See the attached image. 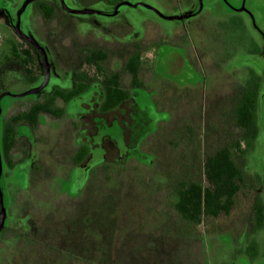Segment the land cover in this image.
<instances>
[{"label":"rangeland","instance_id":"obj_1","mask_svg":"<svg viewBox=\"0 0 264 264\" xmlns=\"http://www.w3.org/2000/svg\"><path fill=\"white\" fill-rule=\"evenodd\" d=\"M22 1L9 0V3L16 11ZM149 1L156 3L165 11L173 12L175 8L174 5L166 3L168 0ZM232 1H237L239 4L240 0ZM248 6L256 15L258 23L264 26V0H248ZM27 13L29 24L33 25L35 22L36 28L32 27L34 32L40 31L39 34L46 39L42 41L52 56L56 72H59L57 69L59 64L61 68H66L65 63L61 61L62 50L57 44V40L62 39L60 33L64 34L62 32L64 28L59 27L57 21L53 22L57 25L54 26L55 28L51 24L43 23L32 15L31 8ZM211 13L212 17L207 21L212 26L211 29L219 32L216 40L218 44L214 48L210 45L212 42L210 31L205 28L201 29L198 26V29L197 25L187 28L184 33L185 43L174 45L173 39L179 37L154 31L153 23L148 17L132 11L127 15L142 30L143 34L139 40L142 49L155 46L164 39L171 40L170 43H161V46L145 54L148 60L153 62H150L151 65L157 63L152 71L153 80L162 83L160 86L158 83L153 84L152 89L158 91L160 95L156 97L155 102L150 103L151 116L154 118L153 128L157 125L158 130L154 136L141 144L140 153L144 156L138 161L134 159L127 162L116 179L110 175L112 180L105 186L94 185L91 191L93 195L89 198L82 195L75 203L68 197L55 196L52 191L54 185L49 179L53 174L51 170L54 164L53 151L56 150L54 138L49 137L48 143L43 148L45 153L42 155L39 150L41 146L39 133L34 132L29 126L22 127L20 135L22 138L25 137L27 145L25 147L19 143L18 149L28 153L23 170L27 171L40 159H43L44 168L40 172L43 182L26 187L19 183L17 172L4 170L1 185L5 193L3 200L8 215L5 239L9 244L6 246L8 250L5 253L9 254L8 258H14V264L98 263L99 253L103 251L99 250V252L95 248L91 253L90 249L80 250L71 246L72 243L83 244L87 240L90 248L91 246L94 248L102 240L101 234L97 233L98 230L95 231L96 233L94 229L81 231L82 234L77 230L79 223L74 221H77L85 203L100 206V213L105 218H102V225H104L102 226L104 227L102 242L106 241V245L103 243V249L105 251V247L111 248L105 251L104 257L107 264H202L204 259L207 264H264V223L261 227H257L253 216L257 206L264 209L262 181L264 108L261 119L263 131L257 133L253 147L243 159L242 170L247 187L243 194L238 196L230 216L204 219L199 225L190 226L180 221L174 208L175 193L179 185L203 182L205 154L229 144L230 134L237 135L231 123V110L235 108L236 99L240 98L242 90L247 89L252 80L251 70L245 60L253 49L255 37L248 25L233 21L235 17L231 14L233 12L222 4ZM229 20L230 27H228ZM120 23L115 26L107 24L106 29L88 27V25H77V28L81 29L82 35L90 34L91 36L88 35V37L99 39L98 42H101L100 37H103L102 34L107 35V30L112 31L114 35H119L120 32L124 34L131 29L126 23ZM51 31L53 34H58L57 38L48 34ZM200 38L204 42H201ZM228 39H230V86H228L227 74L218 75L216 80L218 83L214 85L211 82L213 75L211 76L207 71L204 74L200 68L201 63L209 64V60L200 53L206 49L213 51V59L218 60L220 66L222 63L225 66ZM107 42V47L111 49L110 54L113 55L111 64L120 68L125 59L113 52L118 49L117 42L114 40ZM19 45L29 47L14 31L6 15L0 13V63L4 56L11 53L14 46ZM183 53L190 58L192 68L180 72L178 61ZM199 55H202V60L198 59ZM37 60L40 64L38 57ZM17 74H14L13 68L9 76L11 75V79L15 80ZM183 86L187 88L184 89ZM10 90L14 94L24 92L22 87H12ZM27 98L30 97L27 96ZM150 100L152 101V96ZM23 101L24 98L15 99L6 96L2 102L6 105H15ZM25 105L28 106L29 103ZM158 109L165 111L158 114ZM122 110L123 118L127 119L130 109L124 106ZM47 127L48 132L50 121L47 122ZM32 136L35 138L30 143ZM149 158L153 159L151 166L146 164ZM107 160L113 161L114 157L109 156ZM125 160L124 157L121 161L125 162ZM165 169L171 177L175 178L169 184H163L160 179ZM43 178H47L45 183ZM44 210L47 213H60L69 218L68 232H66V225L64 227L59 225L55 230L63 236L61 241L71 244L67 248L68 253L80 254L79 261L69 259L68 262L63 259L66 258L63 250L60 252L51 247L45 248L38 245H31L25 255L19 256L20 248L24 243L39 237L43 241H50L49 234L41 235L35 229L39 225V220L35 218L38 213H41L40 211ZM98 224L94 227H99L100 224ZM82 257H85V262ZM0 258H5V255H0Z\"/></svg>","mask_w":264,"mask_h":264},{"label":"flooded vegetation","instance_id":"obj_2","mask_svg":"<svg viewBox=\"0 0 264 264\" xmlns=\"http://www.w3.org/2000/svg\"><path fill=\"white\" fill-rule=\"evenodd\" d=\"M24 1L25 0H23L21 5L14 11L9 0H0V13L6 15L12 27L15 26L19 19V29L21 33L25 36H32L38 44L45 49L50 64V73L46 86L36 94L27 95L30 97L29 99L27 96L21 97L24 98L22 103L15 105L3 104V98L6 96L15 99L18 98L9 95L4 96L0 100V155L2 162L0 189L3 196L5 193L1 181L3 180L2 177L4 176L5 169L17 172L19 183L24 185V187L30 184H40L42 181L40 172L44 168L43 159L31 165L27 171L26 169L23 170V164L28 155L24 150L18 149L19 143L25 147L27 145L25 137L22 138L20 135V130L23 126H29L34 132L39 133L41 144L39 150L42 155L45 153L43 148L48 143L49 137L53 136L56 150L53 151L54 167L52 166L51 169L53 170V174L52 177H49L54 185L52 191H54L55 196L68 197L75 203L82 195H86L88 198L92 196L93 194H91V191L94 185L98 184L105 186L112 180L110 179L111 177H109L110 175L114 176V179H116L120 170L124 169V165H126L127 162L134 159L138 161L140 157L144 156L140 153L141 144L148 138L154 136L158 130L157 125L153 128L154 118L151 116L152 111L150 109V103L155 102L156 97L159 96L160 93L152 89V86L155 83H158V86L162 84L160 82H155L152 78V71L156 68L157 63L151 65L150 62L152 61L148 60L145 54L161 46V43H170L171 40L164 39L156 43L155 46L152 45L146 49H142L141 44H139L140 37L143 34L142 30L138 27L139 25L137 23H134L133 20L127 17L131 11L141 13L148 17L153 23L154 31H161L163 35L167 36L173 34L179 37L178 39H173L172 42H174V45L185 43L184 33L186 29L193 25H197L198 29L200 27L201 29L205 28V30L210 31V39L212 40L210 45L214 48L215 45L218 44L216 40L218 37L217 33L219 32L215 29H211L212 26L207 20L212 17L211 12L221 4L226 9L233 12L231 13L233 16L237 17H234L232 19L233 21H238L241 25L244 23L247 24L255 37L253 49L250 51L248 59L245 60L251 70L250 78L252 79L247 89L254 81H257V126L258 132L262 133L261 119L264 108V26L258 23L256 15L248 6V0H240L239 4H237V1L232 0H168L166 3L172 6L174 5L175 7L174 10L176 11L173 10V12L165 11L159 5L149 0H120L115 4L109 3L107 0H63L70 12L63 9L61 0H38L29 3L25 10L18 16V12ZM39 1H45L47 6L54 7V15L50 19L47 20L43 17L40 6L37 5ZM30 8L32 15L39 18L43 23L51 24L52 27L58 25L64 28L62 30L64 34L60 33V35H62L60 38L62 39H60V41L57 40V44L62 50L61 61L64 62V66L67 67L61 68L60 64L57 65L59 72H56L52 56L45 43L42 41V39L45 41L46 39L39 34L40 31L34 32L33 28H36L34 26L35 22L33 25L31 23L29 24L27 12ZM54 21H57L59 24L54 25ZM120 22L126 23L131 29L124 34L120 32L119 35H114L112 31L110 32L107 30V35L102 34L103 37H100L101 42H98L100 41L99 39L88 37L90 34L82 35L80 32L81 29L77 28V25H88V27L106 29L105 25L110 24L115 26L121 24ZM228 27H230V20ZM57 28L58 27H56V29ZM199 32L198 30V34L200 35ZM48 34L51 37L55 36L54 38L58 36L57 33L53 34L52 31ZM21 39L26 42L29 47L19 45L17 46V48H19V56L16 54L13 55L11 51L9 55L4 56L1 60L0 95L4 93L19 95L12 93L10 89L12 87H22L24 89L23 93H25L33 88H38L44 81V73L41 67L42 59L40 55L28 41L22 37ZM200 39L201 42H204L202 38ZM108 40L117 42L118 49L113 52L115 55H121L125 59L120 68L111 64L113 55L111 56V49L107 47L106 43H108ZM228 40L226 51L227 64L225 66H223V63L220 66L218 60L215 61L213 59V51L206 49L202 50L200 53L209 60V64L201 63L200 68L204 74L207 71L211 76L213 75L211 77V82L214 85L218 83L216 81L218 75L227 74V82L229 84L228 86H230V39ZM26 48L30 49L31 54L34 56V60H27L23 51ZM202 55H199L198 59L202 60ZM37 57L40 60V64L38 63ZM178 63L180 72L184 69L189 70L192 68L191 60L185 53L179 57ZM13 68L14 74L16 75L18 73L17 79L15 80L11 79V75L9 76ZM148 76L149 78H147ZM183 88L186 89L187 87L183 86ZM151 96L152 101L150 100ZM26 103H29V105H25ZM45 104L50 105L51 113L39 112L36 124L33 125L25 120H20L15 124L16 147L9 153L7 158L4 157L1 138L8 134L11 118L18 113L21 114L27 111L33 105ZM107 104L112 105V107L106 108ZM124 106H128L130 109V113L127 114V119L123 118L122 108ZM164 111L158 109V114L161 112L164 113ZM48 121H50V130L47 132ZM159 121L163 122L165 120ZM34 138L35 136H32L30 143H32ZM133 139H135V141ZM211 153H213V151L206 154ZM109 156H113L114 160L108 161L107 159ZM124 157L126 160L122 162L121 160ZM205 157L203 159V165ZM149 159L150 160L147 161L146 164L151 166L153 159ZM11 162H13V166L10 165ZM141 163L145 164V162L142 161ZM203 178V182L181 184L176 189V202L174 208L177 213H180L176 209L178 192L191 184L206 185L204 172ZM46 179L47 178H43L44 183ZM160 179L163 184H169L170 181L175 180L166 169ZM262 181L264 183V172H262ZM61 187L65 189L63 190ZM45 195L46 194H44V196ZM84 206L77 221H74L79 223L77 230L81 234V231L85 230L94 229V233L98 230L97 233L101 234L100 237L103 240L102 233L104 227L102 226L104 225H102V220L105 218L100 213L101 207L93 204L86 205V203ZM40 212L41 213H38V216L35 218L39 220V225L35 229L38 230L41 235L49 234L51 239L46 242L39 237L34 241L24 243L20 248L19 256L25 255L31 245H38L45 248L51 247L60 252L63 250L66 254V258H63L64 260L68 261L70 259L79 261L81 259L79 256L80 254L68 253L67 248L71 244L61 241L63 236L55 230L59 225H63V227L66 225V232H68V222L70 223L69 218L60 213H47L45 210ZM255 215L256 213H253L254 217ZM220 216L229 217L230 209L227 215L221 214L216 218H203L202 221L204 219H218ZM179 218L180 221H184L190 226L193 225L180 216ZM7 220L8 215L6 216L4 228L0 232V240H2L0 242V255H5V258H0V262L3 261L4 264H14V258H8L9 254L5 253L8 250L6 246L9 245L5 239L7 233ZM255 223L257 225L256 219ZM263 223L264 213L263 222L259 226L257 225V227H261ZM95 224H98L99 227H94ZM105 234L107 233L105 232ZM52 238L54 239L52 240ZM102 240L96 247L94 246V248H92V246L90 248L87 240H85L83 244L72 243L71 246H75L80 250L90 249L89 251L91 253L95 248L98 251H103L99 253L100 259L98 263L94 264H107V260L104 257L106 254L105 251L111 248L107 249L108 247H105L104 251L103 243L106 245V241L102 242ZM96 252H94V254H96ZM82 259L85 262V257H82Z\"/></svg>","mask_w":264,"mask_h":264},{"label":"trees","instance_id":"obj_3","mask_svg":"<svg viewBox=\"0 0 264 264\" xmlns=\"http://www.w3.org/2000/svg\"><path fill=\"white\" fill-rule=\"evenodd\" d=\"M115 4L120 0H107ZM45 19L54 15V7L47 6L45 1L37 3ZM19 48L13 47V55H18ZM27 60H34L30 49L23 50ZM257 81L248 88L243 89L240 98L236 99L235 108L231 110V123L237 135L230 134L229 144L216 148L213 153L206 154L203 172L206 185L191 184L178 192L177 213L190 224L198 225L203 218L218 217L228 214L234 208L239 195L243 194L246 186L242 170L245 154L253 147L257 133ZM112 105L107 104L106 108ZM39 112L51 113L50 105H33L27 111L18 113L11 118L9 132L2 137V150L4 157L16 147L15 124L25 120L36 124ZM8 161V160H7ZM13 166V162L10 163ZM255 219L259 226L263 222V207L255 209ZM202 264H207L206 259Z\"/></svg>","mask_w":264,"mask_h":264},{"label":"water","instance_id":"obj_4","mask_svg":"<svg viewBox=\"0 0 264 264\" xmlns=\"http://www.w3.org/2000/svg\"><path fill=\"white\" fill-rule=\"evenodd\" d=\"M34 1H38V0H25L20 11L18 12V16L25 10V8L27 7V5L29 3L34 2ZM61 5H62L64 10L70 12V10H68L66 5L64 4L63 0H61ZM13 28H14V31L20 37H22L26 41H28L35 48L37 53L40 55V57L42 59L41 67H42L43 73H44V81H43L42 85H40L38 88H33V89H31L25 93L19 94V95H12L10 93H4V94L0 95V100L6 95L21 98V97H25L27 95L38 93L42 88H44L46 86L47 81H48V77H49V73H50V64L48 62V56H47L45 49L42 46H40L38 44V42L32 36H25L21 33V31L19 29V19L17 20V22ZM1 172H2V162H1V155H0V175H1ZM6 216H7V213H6V207L4 205L3 193L0 189V232L4 228Z\"/></svg>","mask_w":264,"mask_h":264}]
</instances>
